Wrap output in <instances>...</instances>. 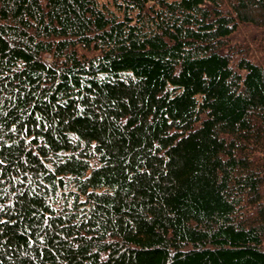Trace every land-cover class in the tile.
I'll use <instances>...</instances> for the list:
<instances>
[{
  "label": "trees",
  "instance_id": "16d2710c",
  "mask_svg": "<svg viewBox=\"0 0 264 264\" xmlns=\"http://www.w3.org/2000/svg\"><path fill=\"white\" fill-rule=\"evenodd\" d=\"M264 0H0V264H264Z\"/></svg>",
  "mask_w": 264,
  "mask_h": 264
},
{
  "label": "rangeland",
  "instance_id": "374dc122",
  "mask_svg": "<svg viewBox=\"0 0 264 264\" xmlns=\"http://www.w3.org/2000/svg\"><path fill=\"white\" fill-rule=\"evenodd\" d=\"M253 36H256L259 39L264 38V29H256L253 26H243L240 29V32L237 33L235 38L232 40V44L237 45L238 48L241 49H248L249 45L251 43L253 44V41L251 38Z\"/></svg>",
  "mask_w": 264,
  "mask_h": 264
}]
</instances>
